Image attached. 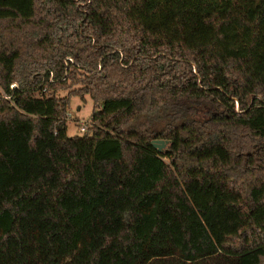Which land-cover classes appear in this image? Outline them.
<instances>
[{"label": "trees", "instance_id": "16d2710c", "mask_svg": "<svg viewBox=\"0 0 264 264\" xmlns=\"http://www.w3.org/2000/svg\"><path fill=\"white\" fill-rule=\"evenodd\" d=\"M0 264H264V0H0Z\"/></svg>", "mask_w": 264, "mask_h": 264}, {"label": "rangeland", "instance_id": "374dc122", "mask_svg": "<svg viewBox=\"0 0 264 264\" xmlns=\"http://www.w3.org/2000/svg\"><path fill=\"white\" fill-rule=\"evenodd\" d=\"M71 88L70 90L74 89ZM69 89L57 90L56 96L58 97H66L70 91ZM206 108L201 110V113L204 112ZM91 111H92V101L89 96H86V100L82 101L78 96L70 97L69 108L67 109V113L70 114L69 117L65 118L66 126H67V135H82L83 132L79 130L80 124L82 122H88L91 120ZM155 127H158L157 122H154Z\"/></svg>", "mask_w": 264, "mask_h": 264}, {"label": "water", "instance_id": "95a60500", "mask_svg": "<svg viewBox=\"0 0 264 264\" xmlns=\"http://www.w3.org/2000/svg\"><path fill=\"white\" fill-rule=\"evenodd\" d=\"M167 142L162 139H154L152 140L153 147L157 148L158 151H161L166 147Z\"/></svg>", "mask_w": 264, "mask_h": 264}, {"label": "built area", "instance_id": "2783aa9c", "mask_svg": "<svg viewBox=\"0 0 264 264\" xmlns=\"http://www.w3.org/2000/svg\"><path fill=\"white\" fill-rule=\"evenodd\" d=\"M13 86H14V85H12L11 87H13ZM69 116H70V114L66 112V114H65V118H67V117H69ZM90 125H92V121H91V120L88 121V122H82V123L80 124L79 130H80L81 132H85V131L87 130V128H88Z\"/></svg>", "mask_w": 264, "mask_h": 264}]
</instances>
